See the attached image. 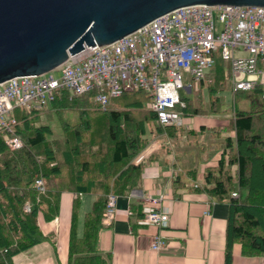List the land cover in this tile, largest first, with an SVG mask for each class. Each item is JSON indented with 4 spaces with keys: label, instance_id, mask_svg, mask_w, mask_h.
<instances>
[{
    "label": "trees",
    "instance_id": "trees-1",
    "mask_svg": "<svg viewBox=\"0 0 264 264\" xmlns=\"http://www.w3.org/2000/svg\"><path fill=\"white\" fill-rule=\"evenodd\" d=\"M225 68L216 56L211 70L224 74ZM136 93L126 91L112 97L108 107L101 109L92 92L76 95L62 90L52 104L66 130L62 138L51 139V127L35 123L41 109L18 110L16 130L23 145L9 149L0 136V264H15L13 258L17 253L48 238L38 224V215L51 220L59 214L63 189L50 188V193L43 196L34 183L40 177L50 176L67 177L72 184L69 188L76 193L67 264H110L108 255L98 249L108 195L125 194L138 184L149 156L140 163L133 161L132 156L148 142L147 123L151 124L150 132L155 133L181 128L158 124L157 114L150 108L133 107ZM240 93L249 98L250 107L236 108L229 124L235 139L229 137L226 143L230 149L235 143L236 148L222 154L215 164L206 165L209 184L197 187L214 200L229 204L225 264H232V247L236 242L245 254H264V94L259 90L240 91L235 96ZM182 98L185 105L177 109L183 116L190 111H206L195 106L183 92ZM66 107L78 110L74 122L62 117V108ZM105 141L108 143L104 144ZM149 159L153 161L155 155ZM195 169L189 170L192 175ZM180 183L184 184L177 176L175 189ZM82 194H93L95 199L91 209L84 213L79 234Z\"/></svg>",
    "mask_w": 264,
    "mask_h": 264
},
{
    "label": "built area",
    "instance_id": "built-area-1",
    "mask_svg": "<svg viewBox=\"0 0 264 264\" xmlns=\"http://www.w3.org/2000/svg\"><path fill=\"white\" fill-rule=\"evenodd\" d=\"M218 52L230 62L233 95L256 90L264 94V6H182L114 42L85 44L55 69L0 82V136L8 148L21 147L16 108H46L62 90L76 95L92 92L102 108L108 107L112 97L136 91L146 95L158 124L182 126L185 120L177 109L185 105L182 91L186 94L199 87L215 65ZM35 186L43 189V181L37 179ZM148 199L158 204L160 198ZM116 200L117 195H108L104 224L112 222ZM169 218L170 210L157 205L143 215L144 222L157 227L166 226ZM164 244L161 235L153 236V250Z\"/></svg>",
    "mask_w": 264,
    "mask_h": 264
},
{
    "label": "crops",
    "instance_id": "crops-1",
    "mask_svg": "<svg viewBox=\"0 0 264 264\" xmlns=\"http://www.w3.org/2000/svg\"><path fill=\"white\" fill-rule=\"evenodd\" d=\"M205 121L208 125H218L224 119L210 117ZM187 123L197 127L196 119L185 120L184 124ZM192 138L204 141L208 136L199 133ZM192 138L180 135L170 144L172 154H163L157 149L158 159L151 161L147 157L138 184L127 193L117 195L112 222L104 224L101 217L98 249L108 255L110 264H225L229 204L214 200L194 186L195 183L201 187L209 184L204 167L215 164L222 151L213 145L212 149L200 147L199 153H205L206 157L196 163L199 168L192 175L189 170L196 161L192 153L195 149L187 144ZM177 176L185 185L180 183L175 189ZM75 197L72 189H63L59 214L51 220H46L41 213L38 215V224L48 238L17 253L13 258L15 264H67ZM149 197L160 198L159 203H151ZM94 199L93 194L80 196L79 234L84 213L91 209ZM155 205L170 210L166 226H154L141 217L140 213ZM155 234L161 235L165 243L157 251L151 248ZM232 264H264V254H245L242 245L236 242L232 247Z\"/></svg>",
    "mask_w": 264,
    "mask_h": 264
},
{
    "label": "water",
    "instance_id": "water-1",
    "mask_svg": "<svg viewBox=\"0 0 264 264\" xmlns=\"http://www.w3.org/2000/svg\"><path fill=\"white\" fill-rule=\"evenodd\" d=\"M192 4L264 0H0V82L55 69L85 44L114 42Z\"/></svg>",
    "mask_w": 264,
    "mask_h": 264
},
{
    "label": "rangeland",
    "instance_id": "rangeland-1",
    "mask_svg": "<svg viewBox=\"0 0 264 264\" xmlns=\"http://www.w3.org/2000/svg\"><path fill=\"white\" fill-rule=\"evenodd\" d=\"M218 53L219 54H217L216 56H219L223 64L226 65L224 71L225 73L219 74V72L217 71L215 72L214 69L213 71L211 70V72L207 74L206 78L202 80V82L200 83L199 87L196 90L194 89L192 92L186 93V95L193 100V104L195 106L202 107L204 110H206V111L200 110V113H191L190 111L188 115L183 116L185 120L196 119L197 127H193L191 124L187 123L182 125L180 129H173L172 132H168L164 129L162 131H159L158 133H155V132H150L151 124L147 123L145 125V128L147 131L146 137L148 138V142L145 145V147H143L139 151V153L132 156L133 161H135L136 163H140L147 156H151V155H155L154 160H156L158 159L157 154H159V152L156 151L157 149L158 150L160 149L163 154L165 152L166 154L170 155L172 154V146L170 144H172L173 140L178 139V136L191 135L192 138L200 133L201 136L203 135L208 136V138L204 139V141H198V140L196 141L195 138H192L189 139V142H187V144L191 145L195 149V152L192 153L195 154L194 158L196 161H194L193 163L194 165L191 166L192 168L190 170L196 168L195 169V175H196V172L199 168L197 165L198 161L199 160L201 161V159L204 160L206 157L205 153H199L198 149H200V147L212 149V145H213V147L219 148L222 151L221 156L222 154L224 153L226 154V152L236 148L235 143H233L232 149H230V147L227 146L226 143L229 137L232 138L233 140L235 139L234 129L229 128V124L235 116L236 108H249L250 100L247 96L241 93L236 96L233 95L231 91V81H230L231 79L230 77L231 71L229 70L230 62L224 60L221 57L220 52ZM147 99L148 98L146 97V95L142 93H136L135 101L132 106L145 107L149 109V107L147 106ZM100 108L105 109L102 108L101 106ZM18 110L24 111L25 109L16 108L15 110L16 116H18L19 114ZM61 115L63 118H66L68 121L74 122L78 115V110L69 107L62 108ZM92 116L95 117L94 115ZM210 117H222V120L224 119V122H219L220 124L218 125H208V123H206L205 120ZM35 123L49 125L52 129L51 132L49 133V137L51 139L62 138L63 134L66 132V130L63 127V123L60 117L58 116L53 105L41 109L39 116L35 120ZM106 143H108V141L104 142V144ZM148 150H150L149 153L144 157H142L140 160H138V157ZM225 158L227 159L228 155H225ZM38 179H41L43 181V189H39V191L43 196H46L50 193L49 191L50 188L66 189L72 187L70 186L72 185L70 183V180L65 176L40 177ZM27 206L29 205L26 204V209Z\"/></svg>",
    "mask_w": 264,
    "mask_h": 264
}]
</instances>
